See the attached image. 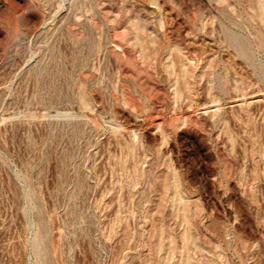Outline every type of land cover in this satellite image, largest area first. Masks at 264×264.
Masks as SVG:
<instances>
[{
  "label": "rangeland",
  "instance_id": "1",
  "mask_svg": "<svg viewBox=\"0 0 264 264\" xmlns=\"http://www.w3.org/2000/svg\"><path fill=\"white\" fill-rule=\"evenodd\" d=\"M0 264H264V0H0Z\"/></svg>",
  "mask_w": 264,
  "mask_h": 264
}]
</instances>
